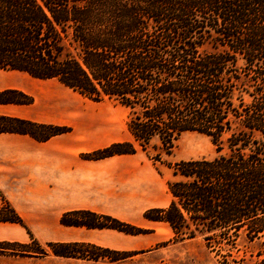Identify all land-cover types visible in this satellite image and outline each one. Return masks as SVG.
Returning a JSON list of instances; mask_svg holds the SVG:
<instances>
[{
	"label": "trees",
	"instance_id": "obj_1",
	"mask_svg": "<svg viewBox=\"0 0 264 264\" xmlns=\"http://www.w3.org/2000/svg\"><path fill=\"white\" fill-rule=\"evenodd\" d=\"M205 45L215 52H203ZM0 70L56 79L94 102L130 109L135 143L87 160L147 151L154 140L170 154L184 133L210 137L218 156L169 165L183 179L168 184L169 206L148 210L145 219L167 223L180 241L203 236L210 247L234 246L243 233L264 238V0H0ZM33 103L21 91L0 92V105ZM71 130L0 116V134L39 142ZM1 222L26 227L5 200ZM61 224L151 232L89 210L67 212ZM15 246L0 243V251ZM47 246L57 258L126 257L85 243Z\"/></svg>",
	"mask_w": 264,
	"mask_h": 264
},
{
	"label": "crops",
	"instance_id": "obj_2",
	"mask_svg": "<svg viewBox=\"0 0 264 264\" xmlns=\"http://www.w3.org/2000/svg\"><path fill=\"white\" fill-rule=\"evenodd\" d=\"M9 89L32 96L34 103L0 105V116L72 130L46 142L30 135L0 134V208L4 200L8 202L26 226L1 222L0 243L77 242L98 246L96 231H114L66 227L61 224L62 216L89 210L118 218L122 208L168 207L171 199L163 184L166 174H160L143 151L102 160L83 158L116 143H135L128 127V109L121 112L104 102H93L56 79L0 70V92Z\"/></svg>",
	"mask_w": 264,
	"mask_h": 264
},
{
	"label": "rangeland",
	"instance_id": "obj_3",
	"mask_svg": "<svg viewBox=\"0 0 264 264\" xmlns=\"http://www.w3.org/2000/svg\"><path fill=\"white\" fill-rule=\"evenodd\" d=\"M202 51L206 53L215 52L211 45L203 46ZM239 65L242 66L243 62L241 61ZM7 74L12 77L26 76L20 73ZM246 99L249 98L246 96ZM102 102L106 106L118 108L121 112L129 110L130 120V109L114 101L104 100ZM216 149L210 137L195 132L184 133L176 142L170 154L165 153L158 140H154L147 151H143L138 147V150L143 151V154L154 164L160 174H166L163 182L164 191L169 194L171 200L172 195L168 184L182 180L183 177H174V171L169 168V165H174L181 161L215 159L218 156ZM159 155L161 159L157 157ZM148 210L151 209L126 210L122 208L117 212L119 217L116 218L139 228L150 230L151 232L148 234L134 236L115 230H112L114 232L96 231L99 235V245L97 247L124 253L126 254L125 258L115 260L113 257L115 258L116 255L113 254H110L107 258H99L97 260L88 258H57L51 254L47 246L48 243L38 242V246L47 252V255H44L39 251L36 242L27 241L26 243H15L20 244V246H27L26 248L15 246L12 248L14 250L0 251V264H263L264 262V247L262 246L264 238L262 240L249 241L243 233L234 246L222 241L218 245L213 244L212 247L208 246L204 237L200 235L192 240L180 241L175 237L173 230L167 223L153 221L152 223L146 220L145 213ZM85 251L90 252L91 256L101 254L94 249H86Z\"/></svg>",
	"mask_w": 264,
	"mask_h": 264
}]
</instances>
